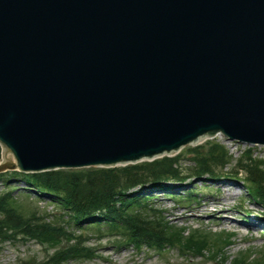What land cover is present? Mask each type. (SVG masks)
<instances>
[{"label": "water", "instance_id": "95a60500", "mask_svg": "<svg viewBox=\"0 0 264 264\" xmlns=\"http://www.w3.org/2000/svg\"><path fill=\"white\" fill-rule=\"evenodd\" d=\"M218 132L264 145V0H0V172Z\"/></svg>", "mask_w": 264, "mask_h": 264}, {"label": "trees", "instance_id": "16d2710c", "mask_svg": "<svg viewBox=\"0 0 264 264\" xmlns=\"http://www.w3.org/2000/svg\"><path fill=\"white\" fill-rule=\"evenodd\" d=\"M190 153L192 156L188 159L193 166L184 168L182 162ZM228 158L230 156L223 144L208 140L205 144L189 147L187 154L179 153L126 166L0 173V181L4 185L0 189V250L4 242L24 237L54 247V252L38 264H61L64 260L85 254L79 236L73 231H66L59 223L49 222L37 212L22 208L17 202V189L50 198L65 210L68 224L83 221H91L98 226L105 224L109 232L123 233L136 245L148 243L165 247L177 243L200 253L219 250L217 243L208 235L194 232L185 235V229L172 224L161 209L134 188L161 187V183L167 180L188 175L215 176L223 173L243 179L251 198L264 200V159L253 157L252 149H248L245 155L236 158L235 168L225 171L224 168L234 159L232 157L229 161ZM16 180L25 183V187L14 184Z\"/></svg>", "mask_w": 264, "mask_h": 264}, {"label": "rangeland", "instance_id": "374dc122", "mask_svg": "<svg viewBox=\"0 0 264 264\" xmlns=\"http://www.w3.org/2000/svg\"><path fill=\"white\" fill-rule=\"evenodd\" d=\"M217 140L223 144L227 149L228 155L230 156L229 161L234 158L225 171L232 170L235 168L236 158L240 157L241 154L245 155L248 146L241 144L237 141H228L225 137L218 135ZM205 142L202 141L201 144ZM188 147H184L183 153L187 152ZM253 157H258L260 160L264 159V146H256L253 151ZM192 154L186 155L191 157ZM247 157V156H246ZM184 168L193 166L192 162L188 159L182 162ZM205 178H209L206 176ZM223 180L224 184H232L235 179L226 178L220 176L218 178L208 180H200V178H188V181H192L190 188L196 194V200H185L177 201L174 199V195L180 193L183 188L182 186L178 189L169 191V193H154L153 196H157L152 201L159 207L165 209L168 217L180 226H184L187 229L199 228L201 231H210L213 234L224 233L223 231H232L235 233L233 237V245L226 247L224 259L220 258L208 259L206 255L210 252H206L204 255H195L188 251H183L178 247H167L163 250H156L150 246H142L137 248L130 244H120L118 242L123 238L117 235H106L107 232L102 236H97L94 231L85 230V228L74 226L71 231L76 234L83 235L84 245L89 246L91 251L94 253L91 257H76L65 261L63 264H231V260L237 255H245L242 252L248 253L252 250L254 255L251 254L241 264H256L255 262L260 257L261 253H264V233L242 227L241 219L250 220L252 217H256L254 214L247 211L255 207L256 210L264 211V206L256 200H251L250 196L244 193V189L240 188L238 184L234 183L236 189L239 187L240 190L234 191V196L228 198L225 208H230L231 211L221 212L215 205L209 213L202 208H197L203 201L211 202L214 197L224 195L226 191L224 188L217 186L219 180ZM238 179V178H237ZM194 181V182H193ZM214 181V182H213ZM237 182V181H235ZM238 182H242L238 180ZM19 187H23L25 183L18 180L14 182ZM3 184L0 181V189L3 188ZM224 187V186H222ZM238 191V193H236ZM16 194L18 197V203L26 211H35L40 216L44 217L49 222H57L69 229L67 222L64 221L66 216H63V209L59 206H55L48 199L34 198V194H28L22 189H17ZM177 212V213H176ZM176 213V214H173ZM184 213L188 217L183 218L180 215ZM250 213V214H249ZM252 216V217H251ZM230 218L235 222L229 226L224 223V219ZM250 218V219H249ZM260 219V218H258ZM84 230V231H83ZM222 231V232H220ZM66 242V241H65ZM54 247L42 245L33 239L26 238H13L10 241L4 242L0 250V264H37L45 260L52 252ZM249 254V253H248ZM256 260V261H255Z\"/></svg>", "mask_w": 264, "mask_h": 264}, {"label": "bare ground", "instance_id": "6f19581e", "mask_svg": "<svg viewBox=\"0 0 264 264\" xmlns=\"http://www.w3.org/2000/svg\"><path fill=\"white\" fill-rule=\"evenodd\" d=\"M234 183H232V184H224V181L222 179L219 180L217 186L225 189L226 196L221 195V196L214 197L211 202L205 200L200 205H198L197 208H202L205 211H207V213H209L213 209V208H211V206L215 205L216 207H218V209L221 212H224L225 210L226 211H229V210L231 211L230 208H225L226 207L225 204H227L228 198H230L231 196H234V191L237 190V189L239 190V188L236 189ZM222 186H224V187H222ZM236 193H238V191ZM250 210L255 215L262 216L263 212L260 211V210H256L255 207H253ZM176 213H173V214H176ZM180 216L183 217V218H187L188 217L184 213H182ZM234 222L235 221L234 220H230L229 217L224 219V223L229 225V226H231ZM241 224L243 225L242 227H246L248 229L258 231L259 233H261V232L264 233V222L259 220V219H251L249 221L246 220V219H244V220L241 219Z\"/></svg>", "mask_w": 264, "mask_h": 264}]
</instances>
